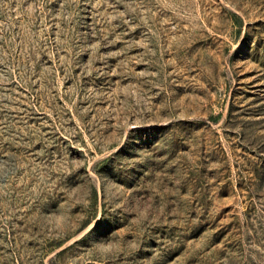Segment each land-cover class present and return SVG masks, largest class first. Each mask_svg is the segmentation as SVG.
I'll return each mask as SVG.
<instances>
[{"label": "rangeland", "instance_id": "1", "mask_svg": "<svg viewBox=\"0 0 264 264\" xmlns=\"http://www.w3.org/2000/svg\"><path fill=\"white\" fill-rule=\"evenodd\" d=\"M0 264H264V0H0Z\"/></svg>", "mask_w": 264, "mask_h": 264}]
</instances>
